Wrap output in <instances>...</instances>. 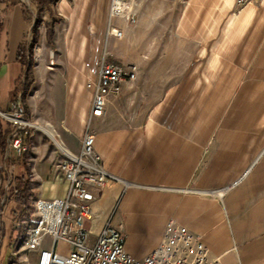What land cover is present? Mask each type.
<instances>
[{"label": "crops", "instance_id": "crops-1", "mask_svg": "<svg viewBox=\"0 0 264 264\" xmlns=\"http://www.w3.org/2000/svg\"><path fill=\"white\" fill-rule=\"evenodd\" d=\"M176 1H155V17L175 15L173 29L153 31L145 21L118 22L122 37L108 45L110 0H59L52 8L61 26L54 37L58 51L74 62L63 65L64 75L53 84L57 123L44 128L53 137L42 131L55 141L57 151L48 153L47 143L34 149L38 179L31 182V198L33 191L37 198L64 196L66 183L53 179V162L61 158V148L72 154L79 150L92 97L86 83L97 77L106 51L111 61L134 67L136 77L124 83L122 94L108 101L105 116L93 124L94 148L115 179L107 180L92 206V232H99L97 223L106 219L102 215L121 201L122 212L146 214L150 221L137 246L126 242L135 259L147 255L159 243L165 224L174 220L201 238L211 261L264 264V141H245L263 133L238 127V143H217L212 149L185 137L192 130L162 124L170 102L195 93L185 88H202V100L210 102V87L238 86V106L264 103V22L248 5L220 29V18L234 9L235 0L222 2L223 14L216 11L214 22L205 0H182L181 14ZM0 8V89L5 91L0 111H7L13 98L22 95L24 68L17 54L32 25L16 0ZM227 71L233 73L227 77ZM7 133L2 126L0 140ZM12 164L10 160L16 174L18 165ZM153 214L157 224L151 221Z\"/></svg>", "mask_w": 264, "mask_h": 264}, {"label": "built area", "instance_id": "built-area-1", "mask_svg": "<svg viewBox=\"0 0 264 264\" xmlns=\"http://www.w3.org/2000/svg\"><path fill=\"white\" fill-rule=\"evenodd\" d=\"M9 0H0L1 4ZM132 1L110 0L106 45L122 37L118 22L134 24L135 12ZM182 1V0H180ZM263 0H235L241 10L249 4H260ZM2 13L0 8V23ZM32 40L31 30L27 42ZM136 77L135 68H125L111 61L104 52L95 80H88L86 88L92 92L90 112L79 150L72 154L62 152L61 158L53 162V179L66 183L61 198H36L29 195L31 210L22 215L18 227L19 263L21 264H220L207 258V249L201 238L185 226L169 220L163 229L159 243L144 257L135 259L126 251L124 224L106 220L97 234L92 232V206L107 180L115 179L103 167L94 148L93 124L105 116L108 101L123 92L124 83ZM0 117L13 124L9 132L3 159L10 151L18 155L29 153L24 139L31 124L26 120V111L17 97L10 103L8 111H0ZM30 182L37 181L34 168L30 167ZM14 186V179L12 182ZM89 221L90 226L84 227Z\"/></svg>", "mask_w": 264, "mask_h": 264}, {"label": "rangeland", "instance_id": "rangeland-1", "mask_svg": "<svg viewBox=\"0 0 264 264\" xmlns=\"http://www.w3.org/2000/svg\"><path fill=\"white\" fill-rule=\"evenodd\" d=\"M16 1L21 4L23 11L26 14V20L29 26H33L38 19L43 22L40 29V40L34 50V61L32 67L33 80L30 82L27 78L19 84V90L23 93L25 88L28 86V83H31L23 106L26 111V120L31 124V127L27 128L28 136L24 139V141H27L29 147L27 164H29V168H32V153L34 149L37 150L36 148H38L39 144H49L48 153L57 151L54 146L56 145L55 141L42 130L36 128V126L45 128L47 125H51L55 128L57 123V113L52 104L53 100L56 99V95L53 92L55 89L53 84L56 79L62 78V75H64V70H62L63 65L67 62L72 63L74 61L66 60V58L59 53L58 45L55 43L54 39L52 46H50L46 40V30L44 24L53 26L54 33L55 30L61 28L59 17L57 15H53L52 12V8L56 4H51L48 7H41L38 9L31 3V0ZM155 1H158L157 4H159V0L132 1V3L135 4L133 7L136 19L135 22L138 23L140 21H145V23L151 27L150 30L153 31L173 29L175 25V15L171 18L169 13H163L161 14L163 17L159 14V16L155 17V10L158 9V7L155 6ZM205 1L209 5L208 8L211 12L210 19L214 22L217 20V14L222 16V2L225 0ZM176 2L179 3L178 13L181 14L182 2L180 0H177ZM166 3L170 4L171 1H167ZM261 4L262 3L249 5H253L257 9L259 17H261L264 22V10L262 9ZM216 11L219 13L216 14ZM239 11L240 10L236 9L234 5V9L232 8V10L228 11L226 15L224 13L225 17L222 16V18H220V29H223L230 17H233ZM202 15L203 14L199 15L200 18H198V22H202L205 19ZM27 36L28 32L26 33L23 42L26 46L29 45L27 42ZM105 53L107 52L105 51ZM110 58L111 57L109 56V59ZM231 73L233 72L227 71V77ZM218 74L222 76L225 74V71ZM186 89H195V93L176 98L174 102H170L167 105L168 112H164L165 115L162 119L163 126L177 129L187 128V130H192L191 133L193 134L185 137H188L189 139L192 138L195 142H201L204 145L211 144L210 148L212 149L215 148L214 145L217 143H238V127L255 131L258 130L263 133L259 135H249L247 137L248 139L245 141L250 142L251 140H254V138H257L259 143L264 141V103L253 105L249 103L246 104L247 106H238V86L224 88L217 86L210 87V102L202 100V88H185V90ZM223 92H227L228 96H226ZM4 95L5 91L0 89V102L3 100ZM225 97H228L227 102L222 101V98ZM16 98L17 97L15 96L13 100ZM204 98H206V96ZM128 121L131 124L133 120L128 119ZM0 123L4 127L5 131L10 132L13 130V124L8 122L6 119L0 117ZM54 128L53 130L55 131ZM55 134H57V132ZM56 137L59 141H61L58 134ZM210 153H214V151L211 150L209 154ZM20 156L22 155H18L15 151H10L8 161L10 162L11 160V162H13L15 158ZM8 161L6 162L3 158L0 159V264H21L19 263L21 253L14 255L20 246L19 238L21 237V230L18 227L19 219L18 221H14L11 216V211L15 209V207L13 201L9 200V198H11L10 189L14 187L12 182L15 176V170L9 166ZM32 198H37V193L35 191L32 192ZM141 199L142 198L137 200L139 201ZM142 201L143 204H146L145 199H142ZM28 212H25V214ZM18 213L21 214L20 211ZM102 216L106 219H100L97 223V227L99 229L106 220H110L114 224L122 222L126 232L127 243L133 246H137L138 239L146 235L145 224H149L150 222L146 220L148 217L146 214L127 215L122 212L121 201H119L116 206L112 207L111 210L105 212ZM151 221L156 223L158 221V216L153 214ZM89 226L90 222L85 221L84 227L88 228ZM94 226L95 217L93 220V227ZM13 227L15 229H12Z\"/></svg>", "mask_w": 264, "mask_h": 264}, {"label": "trees", "instance_id": "trees-1", "mask_svg": "<svg viewBox=\"0 0 264 264\" xmlns=\"http://www.w3.org/2000/svg\"><path fill=\"white\" fill-rule=\"evenodd\" d=\"M59 0H31V3L35 5L38 9L41 7H48L51 4H57ZM43 22L41 20H37L32 28H31V34H32V40L30 45L26 46V44H22L20 46L18 54H17V60L18 62L23 66L24 71L22 73V82L24 79H29L30 82L33 80V61H34V50L36 46L39 43L40 40V29ZM45 30H46V40L47 43L52 46L53 45V39H54V28L53 26H49L44 24ZM31 86V83H28V86L25 88V91L21 95V103L24 104L26 96L28 94V90ZM25 108V107H24ZM8 111V110H7ZM5 112V111H3ZM2 130V125L0 123V134ZM9 135V132L0 140V151L1 153L5 154V150L8 144L7 136ZM25 144H27V141H25ZM27 158L28 153L23 154L22 156L18 157L17 160H13L12 165H18L17 172L14 176V187L10 189V197L9 200H12L14 203L15 209L11 211V216L13 217L14 221H18L22 215L25 214V212H28L31 210V204H30V169L27 165ZM9 159H6V162ZM9 163V161H8ZM10 166V165H9ZM13 168V167H12ZM21 212L19 214L18 212ZM12 229H15L14 227Z\"/></svg>", "mask_w": 264, "mask_h": 264}, {"label": "bare ground", "instance_id": "bare-ground-1", "mask_svg": "<svg viewBox=\"0 0 264 264\" xmlns=\"http://www.w3.org/2000/svg\"><path fill=\"white\" fill-rule=\"evenodd\" d=\"M36 128L41 129V130H44V131L47 132L50 136L53 137L52 132H51V131L48 132V129H44V128L39 127V126H36ZM61 151L64 152V153H67V152H68V151L64 150L63 148H61Z\"/></svg>", "mask_w": 264, "mask_h": 264}]
</instances>
